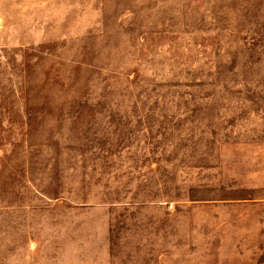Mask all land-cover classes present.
I'll return each mask as SVG.
<instances>
[{"label":"rangeland","instance_id":"1","mask_svg":"<svg viewBox=\"0 0 264 264\" xmlns=\"http://www.w3.org/2000/svg\"><path fill=\"white\" fill-rule=\"evenodd\" d=\"M0 264H264V0H0Z\"/></svg>","mask_w":264,"mask_h":264}]
</instances>
